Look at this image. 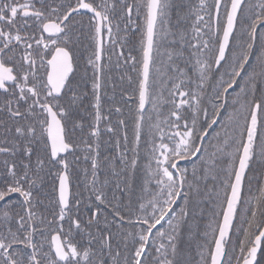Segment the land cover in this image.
Instances as JSON below:
<instances>
[{"label":"snow or ice","instance_id":"6c2138e0","mask_svg":"<svg viewBox=\"0 0 264 264\" xmlns=\"http://www.w3.org/2000/svg\"><path fill=\"white\" fill-rule=\"evenodd\" d=\"M0 264H264V0H0Z\"/></svg>","mask_w":264,"mask_h":264}]
</instances>
